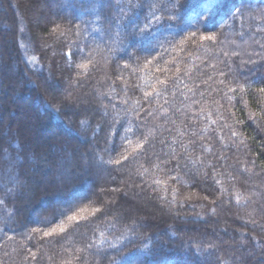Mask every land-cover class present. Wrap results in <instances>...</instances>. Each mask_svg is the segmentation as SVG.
<instances>
[{
    "label": "trees",
    "instance_id": "16d2710c",
    "mask_svg": "<svg viewBox=\"0 0 264 264\" xmlns=\"http://www.w3.org/2000/svg\"><path fill=\"white\" fill-rule=\"evenodd\" d=\"M262 88L264 0H0V264H264Z\"/></svg>",
    "mask_w": 264,
    "mask_h": 264
},
{
    "label": "rangeland",
    "instance_id": "374dc122",
    "mask_svg": "<svg viewBox=\"0 0 264 264\" xmlns=\"http://www.w3.org/2000/svg\"><path fill=\"white\" fill-rule=\"evenodd\" d=\"M22 5L25 7V3H22ZM30 5V4H29ZM29 8H30V10H31V12L30 13H28V18H29V20H30V22L32 23V25L33 26H35V27H38V26H41V23H40V21H39V12H41L42 11V9L41 8H39V5H35V4H33V5H30L29 6ZM60 75H61V77L63 78L64 77V74H63V71H62V69L57 73V76L58 77H60ZM55 90V92L57 91V89H54ZM55 131V128L54 127H52V129H50L49 131H47L46 133L48 134V135H51V133L52 132H54ZM61 147H63L62 146V144H61ZM58 148V147H57ZM56 148V150L55 151H57L58 153H59V148L57 149ZM59 150V151H58ZM93 152H94V149H93ZM60 153H62V154H64V157L63 158H57V160L55 159V166H58L57 168H55V170H53V173L50 171V173H49V176L51 177H61L62 175H66L67 174V170H63L62 168H60V167H62V166H60V164L61 165H63L64 163H65V160H69V156H67V155H69V153H68V151H65V150H63V151H60ZM83 155V156H82ZM95 156H96V161L97 162H99V163H101V160H99V158H98V156H97V154L95 153ZM79 157H80V159L83 161V163L84 164H86L85 162H84V158H85V155L84 154H82V153H80L79 154ZM78 158V157H77ZM38 159V158H37ZM42 159L44 160V157H42ZM46 161V160H45ZM38 162H33L32 164H33V174L34 175H39L40 174V176L41 177H39V178H41V179H43V181H45V182H49V176H47V175H45V174H42V172L44 171V167L43 168H38L37 167V165H35V164H37ZM72 167V166H71ZM70 167V168H71ZM33 175V176H34ZM33 176L31 177V178H33ZM58 182V181H57ZM120 194H122L123 196H126L125 194H124V191H121V193ZM129 196H127L126 198L128 199V200H130V202H132L133 204H135L136 205V208L135 209H132V217H134V216H137V217H143V216H145L147 213H152V211H153V208H152V205H150V204H146L144 201H142V200H139L138 201V199H136V197L135 196H133V197H131L130 196V194H128ZM26 197L30 200V202H31V200H32V198H31V196H29L28 197V194H26ZM41 200H43L42 199V197L40 198V201ZM127 210V209H126ZM81 214H78V216H80Z\"/></svg>",
    "mask_w": 264,
    "mask_h": 264
},
{
    "label": "snow or ice",
    "instance_id": "6c2138e0",
    "mask_svg": "<svg viewBox=\"0 0 264 264\" xmlns=\"http://www.w3.org/2000/svg\"><path fill=\"white\" fill-rule=\"evenodd\" d=\"M145 29H147V25L145 26ZM192 35H195V32L192 33ZM201 39H209L212 40L214 37L212 36H202ZM81 67H87V65H82ZM161 84H164L165 81H160ZM261 91H264V88L261 89ZM150 95L149 93L145 94ZM235 135V133H233ZM119 162V161H117ZM75 204L70 203L65 206V208L57 213V219L59 220V224L57 227L51 228L49 231H45L43 235L45 237L51 236L54 233H65L66 230L73 226V222H76V224H79L78 220V213L75 211ZM79 211H84L83 208L79 209ZM66 217V220L64 219ZM33 231H39V229H34Z\"/></svg>",
    "mask_w": 264,
    "mask_h": 264
},
{
    "label": "bare ground",
    "instance_id": "6f19581e",
    "mask_svg": "<svg viewBox=\"0 0 264 264\" xmlns=\"http://www.w3.org/2000/svg\"><path fill=\"white\" fill-rule=\"evenodd\" d=\"M27 90H29V89H27ZM29 92H30V90H29ZM0 125H1V123H0ZM22 140H23L24 143H25V147H31V145L27 143V140H26L24 137H22ZM51 155H52V159H53V157L55 156V153L52 152ZM44 160H46V161L49 162V163L51 162V161H48V159H44ZM44 160H43V161H44ZM50 164H51V163H50ZM43 172H44V171H43ZM43 172H42V174H45V175L49 176L50 170L45 171V173H43ZM34 176H35V175H34ZM35 177H37V179H39V177H41V176H40V174H39V175H36Z\"/></svg>",
    "mask_w": 264,
    "mask_h": 264
}]
</instances>
